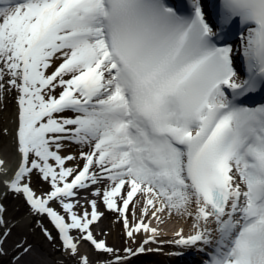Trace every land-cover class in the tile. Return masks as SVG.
I'll list each match as a JSON object with an SVG mask.
<instances>
[{
  "label": "snow or ice",
  "instance_id": "1",
  "mask_svg": "<svg viewBox=\"0 0 264 264\" xmlns=\"http://www.w3.org/2000/svg\"><path fill=\"white\" fill-rule=\"evenodd\" d=\"M9 102L0 264H264V0H0Z\"/></svg>",
  "mask_w": 264,
  "mask_h": 264
},
{
  "label": "bare ground",
  "instance_id": "2",
  "mask_svg": "<svg viewBox=\"0 0 264 264\" xmlns=\"http://www.w3.org/2000/svg\"><path fill=\"white\" fill-rule=\"evenodd\" d=\"M11 115H12V112H11ZM12 159H15L12 140H11V142L8 141L7 143L3 141L0 144V160L5 161V167L7 168L8 165L11 166L10 164L12 163ZM14 166H15V162L12 163V169L14 168ZM4 178H5V176L3 175V170L0 169V180H3ZM114 220H115L114 217H106L103 220V224H104L103 228L106 232L109 233V235L107 237V241L109 244H113V243L117 244L116 242L121 241L120 228L118 227L117 223H114ZM177 226H183L185 228V231H187V229H188V224H186L182 219H177L175 217H173L172 219H166L165 223L160 225V227L163 230L162 238H167L168 235L172 231H174V229ZM186 258H187V256L183 258L184 262H186ZM152 259H159V260L162 259L163 260V255L162 254H156L155 256L153 255ZM133 262H135V260Z\"/></svg>",
  "mask_w": 264,
  "mask_h": 264
},
{
  "label": "rangeland",
  "instance_id": "3",
  "mask_svg": "<svg viewBox=\"0 0 264 264\" xmlns=\"http://www.w3.org/2000/svg\"><path fill=\"white\" fill-rule=\"evenodd\" d=\"M13 104L11 102L8 103L7 107L3 110H0V129L8 128L9 135L6 137H0V144L4 142H11V129L13 127L12 122V115L13 114ZM15 162V159H12V163ZM12 163L10 164L12 166ZM15 201L10 202V207L12 204H14ZM101 227H104L103 221L101 222ZM118 227L120 228V225L118 224ZM19 239L18 235H13V237L8 241V243L5 245V247L9 250L12 249L14 243ZM32 239L34 244H37V251L33 253V255L26 257L24 261L21 262V264H40V260L43 258L44 253H48L52 251V246L47 243V241H41L39 236L30 237ZM116 245H120V242H116ZM114 244V243H113ZM81 251H88V249L85 248L84 245L81 246ZM89 256L91 259H98L95 253H92L89 251ZM56 259H59V257H55ZM66 264H71V260H68Z\"/></svg>",
  "mask_w": 264,
  "mask_h": 264
}]
</instances>
